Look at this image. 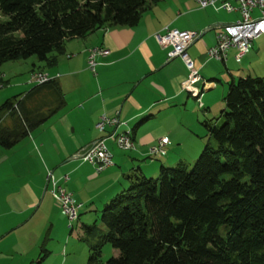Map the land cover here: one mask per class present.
<instances>
[{
    "label": "crops",
    "instance_id": "crops-1",
    "mask_svg": "<svg viewBox=\"0 0 264 264\" xmlns=\"http://www.w3.org/2000/svg\"><path fill=\"white\" fill-rule=\"evenodd\" d=\"M251 14L257 15L258 9ZM237 17V10L199 7L195 0H156L134 25H106L65 40L57 61L44 69L59 84L64 106L12 148H0V264H57L49 261L53 252L61 257L59 264H86L88 243L83 248L67 235L75 225L94 224L103 204L128 184L126 174L137 169L153 176L159 166L194 161L204 143L201 121L222 110L227 85L264 72V32L250 41L239 61L233 58V47L226 50L225 60L205 52L215 41L216 29ZM164 27L196 32L186 52L201 78L211 83L196 96L180 89L186 76L181 59H167L168 46L153 37ZM95 45L107 52L95 56L91 73L85 50ZM37 66L39 61H31L28 82ZM0 77L5 81L6 73L0 71ZM194 98L200 99V106ZM101 115L123 123L104 125L98 132L93 124ZM127 130L132 147L120 149L115 138ZM110 132L112 140L103 142L112 164L96 173L81 154ZM162 136L168 140L164 153L151 159L149 148ZM47 172L80 203L70 228L49 194ZM64 174L67 179L62 181ZM84 237L77 240L84 242ZM116 254L113 249L112 256Z\"/></svg>",
    "mask_w": 264,
    "mask_h": 264
},
{
    "label": "trees",
    "instance_id": "trees-1",
    "mask_svg": "<svg viewBox=\"0 0 264 264\" xmlns=\"http://www.w3.org/2000/svg\"><path fill=\"white\" fill-rule=\"evenodd\" d=\"M154 1L0 0V64L33 55L38 69L49 68L66 39L134 25ZM223 103L220 124L201 121L205 140L189 168L159 166L155 177L133 170L127 187L103 204L102 228L82 225L84 241L94 240L86 264H264V75L230 82ZM63 106L55 79L4 99L0 148ZM105 243L117 254L102 262Z\"/></svg>",
    "mask_w": 264,
    "mask_h": 264
},
{
    "label": "built area",
    "instance_id": "built-area-1",
    "mask_svg": "<svg viewBox=\"0 0 264 264\" xmlns=\"http://www.w3.org/2000/svg\"><path fill=\"white\" fill-rule=\"evenodd\" d=\"M199 7L210 5L213 8H222L226 11L237 10L238 18L234 21L219 26L215 32V41L212 45L206 47L205 52L208 57L219 60H225L226 50L229 47L234 48L233 58L239 61V57L248 50L250 41L258 34L264 32V0H195ZM258 9L257 15H252L251 10ZM196 32L191 29H178L175 27H164L162 32H154L153 37L159 45H166V58L178 57L181 59L186 70V76L180 85V89L189 90L193 88V82L201 76L198 74L197 68L194 66L193 60L186 52L187 46L194 40ZM107 49L102 46H90L86 50V68L94 73L95 56L103 55ZM51 77L45 72L44 75H33L29 81L33 84H40ZM210 82H208L209 87ZM200 106V99H196ZM123 122L119 121L116 116L107 117L105 115L99 118L93 124L96 131L102 132L104 125L116 127ZM113 132L107 134L104 138L95 140L81 155V159L93 166L97 173L112 164L111 154L104 144V139L111 140ZM168 143L165 136L158 138L154 145L149 148V155L156 157L164 153L163 147ZM118 148L127 149L132 147L131 138L123 135L120 144H116ZM62 181L67 179V175L61 176ZM46 180L49 184V194L58 204L60 213L66 219V226L70 228L71 223L77 217V210L80 203L75 202L70 193L67 192L50 172L46 173Z\"/></svg>",
    "mask_w": 264,
    "mask_h": 264
},
{
    "label": "rangeland",
    "instance_id": "rangeland-1",
    "mask_svg": "<svg viewBox=\"0 0 264 264\" xmlns=\"http://www.w3.org/2000/svg\"><path fill=\"white\" fill-rule=\"evenodd\" d=\"M238 18V17H237ZM235 20V19H234ZM232 20V21H234ZM231 21V22H232ZM89 49V47L86 48V50ZM85 50V51H86ZM31 61H36L35 60V57L33 55H30L28 57H25V58H19V59H15V60H8V61H5L3 63L0 64V71L2 72H5L6 73V81L5 83H2L0 84V103L10 97V96H13V95H16L18 94L19 91L21 90H17V89H26V87L29 85V83L32 85L33 83H31L30 81L28 82L27 81V77H28V69L30 68L31 66ZM38 67V66H37ZM36 67L35 70H32L29 74V78L32 77L33 75H44L46 71H44V69H38ZM47 73V72H46ZM48 74V73H47ZM264 75V72L262 74H260L259 76H262ZM51 79H53L51 77ZM20 82L22 83L21 85H14L15 82ZM236 81V80H235ZM13 91H16V92H13ZM12 93V94H10ZM193 98V97H192ZM195 99V98H194ZM196 101V99H195ZM197 102V101H196ZM219 110L220 108L214 113L212 114V118L213 119H216L215 122L217 124H220L221 123V118L219 117ZM201 132H202V135H204V129L202 127L201 129ZM205 140V139H203ZM89 147V146H88ZM87 147V148H88ZM85 148L84 151L87 149ZM151 148V147H150ZM121 149V148H120ZM129 149V148H127ZM83 151V152H84ZM82 155V154H81ZM151 157V159L154 157L153 156H149ZM196 158V157H195ZM156 159V158H155ZM185 164V163H184ZM192 164V162L187 165V167L189 168L190 165ZM175 164H172L170 166H166V167H173ZM157 171H158V168L157 170L155 171V174L153 176L151 175H146V177H155L157 175ZM128 185V184H127ZM127 185L123 188L125 189L127 187ZM112 197V196H111ZM99 215L100 213L97 214V219L95 220V222H93L95 224V228L96 230L101 228L102 225H100V222H99ZM72 225L74 224L73 222L71 223ZM81 227H76V225L73 227V230L70 234L67 235V232H68V229L65 228V235L67 236H70V238H73L76 242H80V246H82L83 248H85V245L86 243L90 242V243H93V237L92 236H89V238L87 239V242H83V241H79L77 240L78 238L79 239H83L84 237V233H83V230L81 228V231L80 229ZM81 233V234H80ZM64 235V236H65ZM66 236V237H67ZM86 238V237H85ZM55 239V238H54ZM96 239V238H95ZM112 248L111 246L108 244V243H105L101 246V249H100V260L102 262H104L107 258L111 257L112 256ZM56 253L53 252L50 256H49V261H56L57 264L60 263V260H61V257L58 256L56 258Z\"/></svg>",
    "mask_w": 264,
    "mask_h": 264
},
{
    "label": "bare ground",
    "instance_id": "bare-ground-1",
    "mask_svg": "<svg viewBox=\"0 0 264 264\" xmlns=\"http://www.w3.org/2000/svg\"><path fill=\"white\" fill-rule=\"evenodd\" d=\"M246 52V51H245ZM244 52V53H245ZM243 53V54H244ZM242 54V55H243ZM241 55V56H242ZM241 56L239 57V59L241 58ZM211 84V83H210ZM208 86V81L204 80L203 78H198L197 80H195L193 82V88L189 89V90H184L185 92H187L188 94L192 95V96H196L198 95L200 92H202V90H205ZM114 134V133H113ZM112 134V135H113ZM112 135H111V140H112ZM123 135H126L127 138H131V132L130 130L121 132L119 134H117L116 138H115V142L116 144H120L123 140Z\"/></svg>",
    "mask_w": 264,
    "mask_h": 264
}]
</instances>
